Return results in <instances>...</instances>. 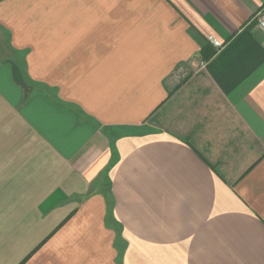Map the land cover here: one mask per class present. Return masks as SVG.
Listing matches in <instances>:
<instances>
[{
  "label": "crops",
  "instance_id": "obj_1",
  "mask_svg": "<svg viewBox=\"0 0 264 264\" xmlns=\"http://www.w3.org/2000/svg\"><path fill=\"white\" fill-rule=\"evenodd\" d=\"M260 14L0 0V264H264Z\"/></svg>",
  "mask_w": 264,
  "mask_h": 264
},
{
  "label": "built area",
  "instance_id": "obj_2",
  "mask_svg": "<svg viewBox=\"0 0 264 264\" xmlns=\"http://www.w3.org/2000/svg\"><path fill=\"white\" fill-rule=\"evenodd\" d=\"M257 26L264 28V14L258 15V17H257ZM207 40L214 47H220L221 46V42L218 39H216L215 37H213V36H209Z\"/></svg>",
  "mask_w": 264,
  "mask_h": 264
},
{
  "label": "trees",
  "instance_id": "obj_3",
  "mask_svg": "<svg viewBox=\"0 0 264 264\" xmlns=\"http://www.w3.org/2000/svg\"><path fill=\"white\" fill-rule=\"evenodd\" d=\"M205 47H206V46H203L202 51H201L202 59H204V58L210 56V55H207V56L205 55V54L207 53ZM205 52H206V53H205ZM208 54H209V53H208ZM205 56H206V57H205ZM203 57H204V58H203Z\"/></svg>",
  "mask_w": 264,
  "mask_h": 264
}]
</instances>
